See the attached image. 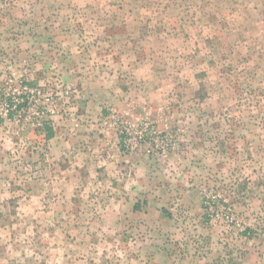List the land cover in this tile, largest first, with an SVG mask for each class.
I'll return each instance as SVG.
<instances>
[{
	"label": "rangeland",
	"instance_id": "1",
	"mask_svg": "<svg viewBox=\"0 0 264 264\" xmlns=\"http://www.w3.org/2000/svg\"><path fill=\"white\" fill-rule=\"evenodd\" d=\"M0 264H264V0H0Z\"/></svg>",
	"mask_w": 264,
	"mask_h": 264
},
{
	"label": "trees",
	"instance_id": "2",
	"mask_svg": "<svg viewBox=\"0 0 264 264\" xmlns=\"http://www.w3.org/2000/svg\"><path fill=\"white\" fill-rule=\"evenodd\" d=\"M7 115H8L9 118L11 117V113L10 112H8ZM44 126H45V129H46V138L50 139V138L54 137V135H55L54 128L52 126H50L49 123H45Z\"/></svg>",
	"mask_w": 264,
	"mask_h": 264
}]
</instances>
